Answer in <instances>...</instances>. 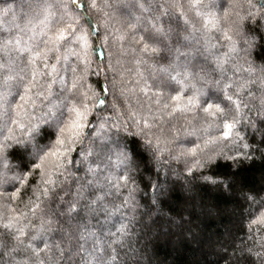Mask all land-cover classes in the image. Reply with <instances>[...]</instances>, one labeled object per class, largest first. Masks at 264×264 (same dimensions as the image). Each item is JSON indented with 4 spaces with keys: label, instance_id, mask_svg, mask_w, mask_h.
<instances>
[{
    "label": "clouds",
    "instance_id": "9594fccd",
    "mask_svg": "<svg viewBox=\"0 0 264 264\" xmlns=\"http://www.w3.org/2000/svg\"><path fill=\"white\" fill-rule=\"evenodd\" d=\"M264 0H0V264H264Z\"/></svg>",
    "mask_w": 264,
    "mask_h": 264
},
{
    "label": "snow or ice",
    "instance_id": "6c2138e0",
    "mask_svg": "<svg viewBox=\"0 0 264 264\" xmlns=\"http://www.w3.org/2000/svg\"><path fill=\"white\" fill-rule=\"evenodd\" d=\"M253 225H264V212H261L259 215L255 217L252 221Z\"/></svg>",
    "mask_w": 264,
    "mask_h": 264
}]
</instances>
